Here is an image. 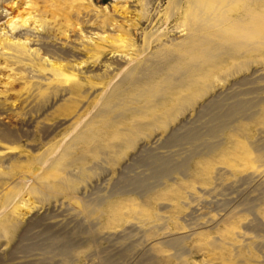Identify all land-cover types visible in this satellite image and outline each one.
Returning <instances> with one entry per match:
<instances>
[{"label": "rangeland", "instance_id": "rangeland-1", "mask_svg": "<svg viewBox=\"0 0 264 264\" xmlns=\"http://www.w3.org/2000/svg\"><path fill=\"white\" fill-rule=\"evenodd\" d=\"M187 1L0 2V264H264V0Z\"/></svg>", "mask_w": 264, "mask_h": 264}, {"label": "bare ground", "instance_id": "bare-ground-1", "mask_svg": "<svg viewBox=\"0 0 264 264\" xmlns=\"http://www.w3.org/2000/svg\"><path fill=\"white\" fill-rule=\"evenodd\" d=\"M1 1H3V0H0V2ZM191 6H194V4L196 3V4H199V0H188L187 1ZM201 2V1H200ZM3 3V2H2ZM175 4H176V8L177 9H181L182 8V5H183V0H176V2H175ZM206 4V3H205ZM5 5V4H4ZM7 6V5H6ZM197 6V5H196ZM5 9H6V7H4ZM194 8V7H193ZM1 9V8H0ZM174 9V8H173ZM185 9V8H184ZM7 10V9H6ZM179 13H181V12H179ZM225 15H227V14H225ZM2 16V12L0 11V17ZM28 16V15H27ZM250 16V15H249ZM262 15L260 14V17H261ZM30 18V17H29ZM29 18L28 17H23L22 19H21V25L22 26H27V23H28V21H29ZM170 18V17H169ZM225 18V17H224ZM255 18V17H254ZM264 18V17H263ZM245 19V18H244ZM259 19V18H258ZM34 20V19H33ZM39 20V19H38ZM41 20V19H40ZM39 20V21H40ZM212 21H213V19H211ZM235 20V19H234ZM250 20V19H249ZM260 20H262L261 18H260ZM260 20H258V21H260ZM37 21V20H36ZM237 21V20H236ZM235 21V22H236ZM238 21H244L243 20V18L240 20L239 18H238ZM40 22H43V21H40ZM218 22H219V20H218ZM245 22V21H244ZM247 22V21H246ZM261 22V21H260ZM11 23V22H10ZM19 23H20V21H19ZM33 23H35V22H33ZM210 23V21L208 20V21H206L205 20V22H204V24L206 25V27H212L213 25H216V21H215V24H211L210 23V25H208ZM213 23V22H212ZM219 23H221V22H219ZM234 23V22H233ZM237 23V22H236ZM258 23V22H257ZM37 24V23H36ZM39 24V23H38ZM85 24V23H84ZM185 24V23H184ZM240 24V23H239ZM245 24V23H244ZM253 24V23H252ZM220 25V24H219ZM230 25V24H229ZM260 25H262V23H260ZM39 26H40V24H39ZM38 26V27H39ZM201 26V27H200ZM204 25L203 24H198V22H197V27H200V29H202V27H203ZM217 26V25H216ZM248 26V25H247ZM256 26L258 27V24H256ZM37 27V28H38ZM45 27V26H44ZM196 27V28H197ZM237 27V26H236ZM220 28V27H219ZM249 28V27H248ZM198 29V28H197ZM196 29V30H197ZM211 29V28H210ZM204 30V29H203ZM207 30V29H206ZM217 30H221V29H217ZM223 30V29H222ZM237 30H239V29H237ZM250 30V29H249ZM38 31H40V29L38 30ZM197 31H199V30H197ZM196 31V32H197ZM202 31V30H201ZM205 31V30H204ZM218 31V32H219ZM228 31H230V29L228 30ZM240 31H241V28H240ZM88 32H89V36H87V38L89 39V40H91L92 38H91V36H92V32L91 31H89L88 30ZM220 32H222V31H220ZM230 32H232V30L230 31ZM195 33V32H194ZM199 33V32H198ZM234 33H235V31H234ZM237 33H239V32H237ZM210 34V33H209ZM212 34V33H211ZM216 34V32L214 33V35ZM227 34V33H226ZM236 34V33H235ZM240 34V33H239ZM206 35V34H205ZM217 35V34H216ZM223 35V34H222ZM222 35H220L219 33H218V37H221L222 38ZM229 35V34H228ZM228 35H226V36H228ZM237 35V34H236ZM235 35V36H236ZM28 36V35H27ZM224 36V38H225V35H223ZM248 36H249V34H248ZM248 36H246V39H247V37ZM19 37H22V34H19ZM16 38V37H12V38H10V37H8V36H6L5 37V39H4V41L2 40V42H5L6 41V44H4L3 43V45H5V46H8V48L9 49H12V50H15L14 48H16V51L17 52H20V54L22 53V54H24L25 55V52H27V50L26 49H28V47H27V45H26V49H25V45H24V42L23 41H27L28 39H31V38ZM26 37V36H25ZM188 37H190V40H187L186 38V40H184V42H185V44H184V47L185 46H187L186 48H185V50L188 48L189 49V51H188V55H189V53H190V55L192 54L193 55V57H197V58H199L200 57V63H202L203 65L204 64H208V65H210L209 63L210 62H218V57H220V54H218V55H216V54H214V52H213V50L215 49V48H220L219 47V45H214L213 46V44L211 45V41H212V39H210L209 38V36L208 35H206V36H202V35H200V34H192L191 36H188ZM187 37V38H188ZM233 37V36H232ZM228 38H229V36H228ZM231 38V37H230ZM229 38V39H230ZM23 39V40H22ZM250 39V38H249ZM248 39V40H249ZM32 40V39H31ZM245 40V39H244ZM30 41V40H29ZM181 41H183V40H181ZM181 41L179 42V44L181 43ZM222 41V40H221ZM251 42V41H250ZM231 43V42H230ZM229 43V44H230ZM251 43H253V42H251ZM182 44V43H181ZM243 43H238V42H233V44H231V45H233V46H229L230 48H231V50L233 49V51H234V49H237L238 47H240L241 45H242ZM244 44H246V42L244 41ZM254 45V44H253ZM249 46V47H251L250 49H248V51L250 52L251 50H255V46H257V43H256V45L255 46ZM262 46H264V43H262L261 44ZM180 46V45H179ZM182 46V45H181ZM181 46H180V49L181 50H183V48H181ZM200 46H202V47H200ZM221 46V48H222V50H223V48H224V45L222 44V45H220ZM223 46V47H222ZM226 46V48H228V49H230L229 47H227V45H225ZM243 46H246V48H247V45H243ZM183 47V46H182ZM198 47H200V49L198 50ZM242 47V46H241ZM226 48H225V50H226ZM7 49V48H6ZM24 49L26 50V51H24ZM34 49H36V48H34ZM38 49V48H37ZM187 49V50H188ZM228 49H227V51H228ZM238 49H240V48H238ZM4 50V49H3ZM246 50V49H245ZM11 51V50H10ZM31 51V49L29 50V52ZM35 51V50H34ZM38 51V50H37ZM184 51V50H183ZM214 51H216V50H214ZM226 51V52H227ZM236 51V50H235ZM247 51V52H248ZM15 52V51H14ZM32 52H33V49H32ZM187 52V51H186ZM194 52V53H193ZM248 52V53H249ZM252 52V51H251ZM245 53V52H244ZM222 54H224V53H222ZM226 54V53H225ZM235 54V53H234ZM234 54L232 55V56H234ZM245 54H247V53H245ZM245 54H243V55H245ZM18 56V55H17ZM172 56V55H171ZM231 56V57H232ZM236 56H238V54L236 55ZM240 56V55H239ZM180 57V56H179ZM178 57V58H179ZM192 57V56H191ZM242 57V56H241ZM250 57V56H249ZM16 58V57H15ZM177 58V57H176ZM180 58H182V57H180ZM180 58H179V60H180ZM46 59V58H45ZM41 60H42V58H41ZM182 61H183V59H181ZM45 61H47V59L45 60ZM58 61H52V63H51V68H50V70H51V72H53V75H54V78H56L57 80H59V81H62V82H67L71 77H76L77 76V73L76 72H74V73H76V76H75V74L74 73H69V72H67L66 73V71H69V70H67L66 68L64 69L63 68V65L62 64H60V63H57ZM83 62V61H82ZM216 62V63H217ZM47 63V62H46ZM176 63V62H175ZM197 63H199V62H196V64ZM108 64V63H107ZM177 64V63H176ZM202 64H197V65H195V64H193L194 66H191L188 70H186V69H184V67H183V70H186V71H183L182 70V68L180 67V69H176V72H174L175 73V75H177L176 73H179L182 77H185L186 76V79L188 80V78L187 77H190V75H191V77L193 76V72L194 71H198V70H202V68H203V66H202ZM79 65V64H78ZM109 65L110 64H108V67H109ZM112 65V64H111ZM188 65H190V64H188ZM213 65H214V63H213ZM217 65V64H216ZM248 65V64H247ZM105 66V65H104ZM107 66V65H106ZM105 66V67H106ZM181 66V65H180ZM199 66H200V68H199ZM207 66V65H206ZM170 67V66H169ZM177 67V66H176ZM73 68V67H72ZM173 68V67H172ZM186 68V67H185ZM104 69V68H103ZM170 70H172L171 69V67L169 68ZM66 70V71H65ZM145 70V69H144ZM158 71H159V69H158ZM163 71V70H162ZM172 71H174V68H173V70ZM178 71V72H177ZM70 72H72V70L70 71ZM192 72V73H191ZM69 73V74H68ZM127 73V72H126ZM189 73H191V74H189ZM178 74V75H179ZM151 75H153V74H151ZM127 76V75H126ZM125 76V77H126ZM166 77V76H165ZM163 78L164 79V81L162 80L161 81V85H160V82H158V85H160V86H162V89H161V91H159L160 93H162L163 91L165 92V91H167L169 88V90H170V92L174 89L175 90V88H177L176 90H178V88H181V87H184V85H186L184 82L186 81L185 79H183L182 77L180 78V79H183V80H185V81H179L180 79H179V76H178V79H177V77H175L174 75H167V77L166 78ZM191 77L189 78V80L191 79ZM130 78V75H128L124 80H122V81H126L127 82V80ZM137 79V78H136ZM56 80V81H57ZM132 80V79H131ZM148 80V79H147ZM151 80V79H150ZM188 80V81H189ZM153 83H155L154 81H152ZM121 83V82H120ZM124 84V83H123ZM130 84V83H129ZM157 84V83H156ZM122 85V84H121ZM133 86V85H132ZM157 86V85H156ZM153 88H154V86H152ZM152 88V89H153ZM154 89H156V87L154 88ZM158 90H159V86H158V88H157ZM172 89V90H171ZM168 90V91H169ZM131 91V90H130ZM148 92H151L152 94H154L155 95V93H156V91L155 90H151V88H149L148 90H147ZM119 92V91H118ZM143 92H144V90H143ZM141 93V95L143 94L144 96H145V94H146V92H144V93ZM158 92V93H159ZM119 94V93H118ZM131 94V93H130ZM164 94V93H163ZM165 94H166V92H165ZM164 94V95H165ZM138 95V94H137ZM140 95V94H139ZM164 95H162V96H164ZM115 96V95H114ZM113 96V97H114ZM117 96V95H116ZM132 96V95H131ZM147 96V95H146ZM160 97H161V95H160ZM153 98V97H152ZM156 98V97H155ZM162 99V98H161ZM110 100V99H109ZM112 100V99H111ZM163 100V99H162ZM187 100V98L185 99V101ZM128 101V100H127ZM156 101V100H155ZM188 101V100H187ZM212 102V101H211ZM108 103H111L110 101H108L107 102V104ZM219 103V102H218ZM217 103V104H218ZM185 104H186V102H185ZM212 104H214L215 105V102L214 103H212ZM216 104V105H217ZM106 105V104H105ZM180 105H182V104H180ZM221 107H222V105H221ZM220 107V108H221ZM243 107H244V103H235L233 106H231V108H232V110H237V109H243ZM207 108V107H206ZM223 108V107H222ZM179 109V108H178ZM184 110V109H183ZM106 111V110H105ZM104 111V112H105ZM115 112V111H114ZM108 113V112H107ZM221 116V115H220ZM222 117V116H221ZM220 118V117H219ZM167 119V118H166ZM219 120V119H218ZM223 120V119H222ZM217 121V120H216ZM218 122V121H217ZM148 123V122H147ZM223 123V122H222ZM137 126V125H136ZM193 131H195V130H193ZM85 134V133H84ZM83 135V134H82ZM172 135V134H171ZM127 136V135H126ZM191 137H193V136H191ZM124 138V137H123ZM173 138V137H172ZM178 138L180 139V140H182L179 136H178ZM84 139V138H83ZM178 139V140H179ZM129 141V140H128ZM175 141V140H174ZM180 142V141H179ZM126 143V142H125ZM66 156V155H65ZM64 156V157H65ZM76 157V156H75ZM60 158V157H59ZM74 160V159H73ZM172 165V164H171ZM171 167V166H170ZM169 170V169H168ZM61 183V182H60ZM171 242H173V241H171ZM177 242V241H176Z\"/></svg>", "mask_w": 264, "mask_h": 264}]
</instances>
